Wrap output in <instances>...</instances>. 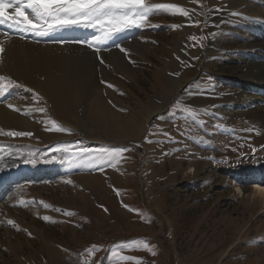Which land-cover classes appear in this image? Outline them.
Returning <instances> with one entry per match:
<instances>
[{"label":"rangeland","instance_id":"rangeland-1","mask_svg":"<svg viewBox=\"0 0 264 264\" xmlns=\"http://www.w3.org/2000/svg\"><path fill=\"white\" fill-rule=\"evenodd\" d=\"M253 1L147 0L190 18L153 10L98 53L72 45L84 50L70 48L71 75L82 65L86 82L62 118L54 100L34 99L43 73L0 65L21 85L5 93L18 92L25 120L0 129L34 134L0 135V179L15 181L0 199V264H264V197L234 179L264 166V122L241 98L264 60ZM116 149H127L118 163L98 158Z\"/></svg>","mask_w":264,"mask_h":264},{"label":"bare ground","instance_id":"bare-ground-1","mask_svg":"<svg viewBox=\"0 0 264 264\" xmlns=\"http://www.w3.org/2000/svg\"><path fill=\"white\" fill-rule=\"evenodd\" d=\"M253 3L248 4V2H245V6H251L255 12L264 15V12H262L258 6L254 8L255 5ZM257 3H259V6L263 5L262 0H259ZM88 32V28L81 29L80 27H73L57 30L47 36H41L35 33H24L18 29L12 28L7 23L0 24V44H2L5 49L3 53H0V65L4 68L11 69V71L17 70L15 67L22 65L23 71L31 69L43 73L46 77L45 80L40 79L37 82L39 95L40 97L45 96L47 101L54 100V104H56L58 113L62 118L69 102L79 99L81 97L80 94L83 93L82 91L84 90L83 87L86 82L85 68L82 67V65L76 67L78 78L74 79L72 77V69L69 65L71 62L70 48L74 47L72 46V42L74 41L92 42V40L89 39ZM80 33H83V35ZM123 36L127 37L131 36V34L129 32L123 33ZM62 40L68 43H60ZM81 47L74 48H76L77 51L84 50V47ZM208 52V50L202 52L203 59L206 61L211 57ZM122 60H124V58H121L119 61ZM249 67L251 70L248 72V77L250 78L253 75L257 79V83H252V86L248 88L246 93L241 94V98L245 100V103L250 102L248 108L245 110V115L248 116V118L256 117L264 122V60L252 61ZM255 68H258V70L260 69V71L256 72L254 70ZM195 71L197 73H203L204 70L199 65L195 68ZM189 91L191 92V90ZM189 91L188 93H190ZM17 93V91H10L0 95L1 119H5L6 121H25L22 118L23 115L19 113L20 111H15L7 106L11 103L16 108L22 109V102L15 98ZM156 112H158L156 113L158 115L161 114V110H157ZM41 138L48 140L47 136ZM258 177H261L259 183H257ZM242 178L247 179V182L253 185L255 188L254 193L264 197V166H257L248 172H244V170L237 171L234 175V179L241 181ZM11 179V177L0 179V198L5 193L6 189L10 187L9 181ZM238 191L241 193L240 189H238Z\"/></svg>","mask_w":264,"mask_h":264},{"label":"snow or ice","instance_id":"snow-or-ice-1","mask_svg":"<svg viewBox=\"0 0 264 264\" xmlns=\"http://www.w3.org/2000/svg\"><path fill=\"white\" fill-rule=\"evenodd\" d=\"M10 9L12 10L10 12ZM162 9L167 11H179L185 17H189V12L178 8L174 4H149L147 0H0V24L7 23L12 28L18 29L24 33H35L41 36H47L57 30L68 29L73 27L94 28L100 32L92 42L83 41L89 48H94L98 53V45L111 38V36L121 31L128 30L132 27H144L149 15L153 10ZM190 18V17H189ZM198 23V21H193ZM177 27V26H173ZM7 35V34H5ZM5 51L0 44V53ZM121 52H126L121 48ZM104 64L101 58L99 61ZM178 75V73H173ZM7 81V84L4 82ZM9 86L17 85L16 81L9 77L0 76V95H3ZM107 87H114L107 84ZM34 99L39 102L42 97L38 93ZM9 108L20 111L14 105L9 103ZM44 112V108L37 109ZM47 130V129H46ZM60 131H71L70 129L59 128ZM247 131H251L248 129ZM0 135L8 137H31L34 134L29 131H15L0 129ZM61 149H57L60 151ZM64 152H69L68 146H63ZM127 149H116L108 153H100L98 158L107 159L108 161L119 162L121 153ZM85 150L79 149L76 155H84ZM117 194L119 190L117 189ZM128 207V205H124ZM135 211V209H129ZM71 216L72 213H66ZM48 220V217H44ZM12 224V221H9ZM31 235V234H29ZM147 247V245H145ZM97 250L94 245L91 249L86 250L90 254ZM121 260H131L133 257L122 256ZM85 264H89L85 261Z\"/></svg>","mask_w":264,"mask_h":264}]
</instances>
